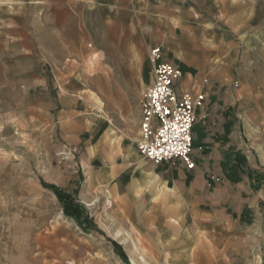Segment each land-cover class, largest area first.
<instances>
[{
	"label": "rangeland",
	"instance_id": "obj_1",
	"mask_svg": "<svg viewBox=\"0 0 264 264\" xmlns=\"http://www.w3.org/2000/svg\"><path fill=\"white\" fill-rule=\"evenodd\" d=\"M236 1L251 14L247 32L258 36L247 44L237 35L229 82L218 85L212 107V138L221 145L195 142L196 167L187 169L147 161L137 148L154 44L144 12L122 13L123 28L115 30L114 5L92 3L85 30L20 36L35 0H0V264H264V0ZM208 6L204 18L216 19ZM41 40L47 52L37 54ZM65 97L73 115L60 113ZM73 118L85 129L74 138L65 131ZM106 126L114 135L108 142ZM122 163L129 167L117 181L101 178L103 167ZM178 174L189 189L196 184L188 207H159L166 192L146 191L166 190L163 179ZM133 180L136 197L116 194L115 183L123 190ZM45 185L70 195L83 224Z\"/></svg>",
	"mask_w": 264,
	"mask_h": 264
},
{
	"label": "crops",
	"instance_id": "obj_2",
	"mask_svg": "<svg viewBox=\"0 0 264 264\" xmlns=\"http://www.w3.org/2000/svg\"><path fill=\"white\" fill-rule=\"evenodd\" d=\"M92 3L98 5L112 3L114 5L115 16L111 19L110 27L115 30L123 28L122 13L126 12L136 16L138 11L144 12L145 15L142 18L149 25V31L152 32L154 29V34L150 37L154 43L152 46H161L165 61L177 64L182 69L186 67L185 70L183 69L184 75L179 81L178 89L195 87L205 92L204 107H199L196 110L197 118L192 131L194 143L196 142L201 148L220 146L221 141L212 138L213 128L211 125L216 124L218 120L215 117L216 108L212 107L220 96L218 85L229 82L228 73L237 57V35L245 36L247 44L251 43L252 36H258V33L255 34L253 30L247 32L245 28L248 25L247 22L252 20L251 14L247 11L248 8L246 6L237 7L236 0H35L30 10L25 9V15L22 17L23 22L20 24V36H27L28 32H34L38 37L45 35L43 33L48 28H51L52 31L55 28H60L63 31L69 25H72L77 32L83 28L85 30L91 24ZM49 4H51L50 11L47 7ZM205 4L211 5L208 6L209 9H215L216 19L204 18ZM118 5L119 7H117ZM69 7H71V11H68ZM28 19L34 20V27L28 25ZM48 21H57V23L51 26ZM240 26H243V29H240ZM101 27L107 35L110 33L106 22H101ZM261 34L263 32H260ZM78 35L74 40L75 44L81 42V36ZM255 41L261 42V39L258 38ZM36 52L37 54L38 52L42 54L47 52L42 40ZM129 52L125 51V55H128ZM124 66H129L127 60L124 62ZM189 79L190 83L186 84ZM126 82L130 83V79H126ZM72 91L74 92L76 89L74 88ZM69 100V97H65L61 103L60 113L64 116L71 115L75 111L71 108ZM199 109L200 112H198ZM207 115H209L208 119ZM65 128L66 133L74 138V136L81 135L84 124L83 121L74 119L67 122ZM102 136L106 142L111 141L114 136L113 129L106 126ZM140 161L141 159L136 160L137 163ZM125 164H121L123 167L106 165L102 168L101 178L106 181H117L129 167ZM87 166L89 170L86 172L89 175L91 173L90 166L88 164ZM163 182L167 183L166 190H147V195L154 197L157 192L163 191L166 192V198L163 205H159V207H188L189 194L195 192L196 184L190 187L192 189H189L181 174L169 176L163 179ZM106 184H104V190H106ZM139 190V183L135 180L130 181L123 190L119 189L117 183L114 186L116 194L125 197L124 199L136 197ZM144 191L143 194H145ZM108 201L110 199L107 197L106 202L108 203ZM151 202L154 203V201ZM149 206L145 202L143 207Z\"/></svg>",
	"mask_w": 264,
	"mask_h": 264
},
{
	"label": "built area",
	"instance_id": "obj_3",
	"mask_svg": "<svg viewBox=\"0 0 264 264\" xmlns=\"http://www.w3.org/2000/svg\"><path fill=\"white\" fill-rule=\"evenodd\" d=\"M151 81L139 103L137 148L143 159L155 164L180 162L194 169L193 125L205 92L198 88L178 89L183 78L181 66L163 59L160 45L148 49Z\"/></svg>",
	"mask_w": 264,
	"mask_h": 264
},
{
	"label": "trees",
	"instance_id": "obj_4",
	"mask_svg": "<svg viewBox=\"0 0 264 264\" xmlns=\"http://www.w3.org/2000/svg\"><path fill=\"white\" fill-rule=\"evenodd\" d=\"M45 186L55 191L56 196L59 199V201H61L64 204V208H63L64 213L68 216L76 218L80 224H83V222L80 221L81 216H82V211L80 210L78 206H75L73 204V201L70 195L64 192H61L55 186H52V185H45Z\"/></svg>",
	"mask_w": 264,
	"mask_h": 264
},
{
	"label": "bare ground",
	"instance_id": "obj_5",
	"mask_svg": "<svg viewBox=\"0 0 264 264\" xmlns=\"http://www.w3.org/2000/svg\"><path fill=\"white\" fill-rule=\"evenodd\" d=\"M89 170V168H88V166H87V171ZM110 203V201H108V204ZM133 244V243H132ZM134 245V244H133ZM134 246H136V245H134ZM137 248V247H136Z\"/></svg>",
	"mask_w": 264,
	"mask_h": 264
}]
</instances>
